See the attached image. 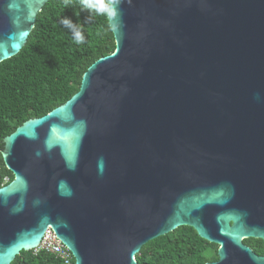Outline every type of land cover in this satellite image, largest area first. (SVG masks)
Returning a JSON list of instances; mask_svg holds the SVG:
<instances>
[{
    "label": "water",
    "instance_id": "water-1",
    "mask_svg": "<svg viewBox=\"0 0 264 264\" xmlns=\"http://www.w3.org/2000/svg\"><path fill=\"white\" fill-rule=\"evenodd\" d=\"M51 0H0V64ZM115 51L4 139L0 264L51 229L75 264H137L191 227L208 264H264V0H125Z\"/></svg>",
    "mask_w": 264,
    "mask_h": 264
},
{
    "label": "trees",
    "instance_id": "trees-1",
    "mask_svg": "<svg viewBox=\"0 0 264 264\" xmlns=\"http://www.w3.org/2000/svg\"><path fill=\"white\" fill-rule=\"evenodd\" d=\"M89 15L80 0H71L67 6L64 0L49 1L38 13L21 52L0 64V150L4 139L24 123L68 102L80 91L88 69L115 51L109 20L95 17L87 24ZM63 17L84 23V44L73 41L70 31L59 23ZM13 180L0 153V188ZM243 243L264 256L262 240L247 239ZM218 259V246L201 239L191 227L178 228L147 243L136 256L137 264H208ZM12 264L63 263L51 254L29 251L21 252Z\"/></svg>",
    "mask_w": 264,
    "mask_h": 264
},
{
    "label": "clouds",
    "instance_id": "clouds-1",
    "mask_svg": "<svg viewBox=\"0 0 264 264\" xmlns=\"http://www.w3.org/2000/svg\"><path fill=\"white\" fill-rule=\"evenodd\" d=\"M70 2L71 0H64L65 6ZM124 2L125 0H80L82 9L90 13L85 23L91 24L95 17H103L106 20L117 18L119 16L120 6ZM75 15L79 17L80 12H75ZM59 23L70 31L73 41L76 44H84L86 42L84 23H74L72 19L68 17L61 18Z\"/></svg>",
    "mask_w": 264,
    "mask_h": 264
},
{
    "label": "built area",
    "instance_id": "built-area-1",
    "mask_svg": "<svg viewBox=\"0 0 264 264\" xmlns=\"http://www.w3.org/2000/svg\"><path fill=\"white\" fill-rule=\"evenodd\" d=\"M39 252L51 254L63 264H75L71 252L62 244V242L51 229L45 233L39 247L34 250L35 254Z\"/></svg>",
    "mask_w": 264,
    "mask_h": 264
}]
</instances>
